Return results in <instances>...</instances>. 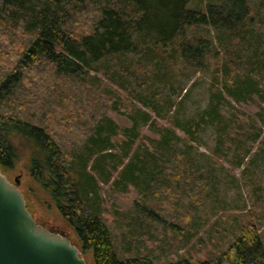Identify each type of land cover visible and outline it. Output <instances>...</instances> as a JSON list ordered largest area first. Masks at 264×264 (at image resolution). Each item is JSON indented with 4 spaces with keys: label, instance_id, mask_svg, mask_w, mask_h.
Listing matches in <instances>:
<instances>
[{
    "label": "trees",
    "instance_id": "1",
    "mask_svg": "<svg viewBox=\"0 0 264 264\" xmlns=\"http://www.w3.org/2000/svg\"><path fill=\"white\" fill-rule=\"evenodd\" d=\"M188 5L189 0H0V167L4 173L13 169L28 151L30 178L73 228L76 241L65 235L82 256L90 253L92 264H156L168 254V232L183 248L198 233H188L192 216L212 183L205 168L190 164L188 149L214 125L217 146L233 142L232 164L241 166L251 148L240 143L261 136L252 122L264 125V0ZM142 52V58L119 62L118 54ZM177 58L194 72L216 61L209 103L197 119L173 114L169 125H158L156 117L165 118L173 104L154 89V77L166 80ZM101 69L107 81L127 91L130 103L142 104L127 113L131 126L100 112L86 122L82 110L92 108L81 104L76 114L63 105L72 100L66 83L73 93L77 84H93L92 73ZM104 85L100 103L111 98V86ZM228 97L256 103L257 119L225 118ZM70 118L78 136L66 137ZM141 125L155 128L158 136L141 138ZM108 183L118 191L131 185L139 196L149 191L153 198L148 205L135 201L148 214L134 220L122 258L99 201L101 185ZM259 199L249 207L254 215L226 236L217 257L163 264H264Z\"/></svg>",
    "mask_w": 264,
    "mask_h": 264
},
{
    "label": "rangeland",
    "instance_id": "2",
    "mask_svg": "<svg viewBox=\"0 0 264 264\" xmlns=\"http://www.w3.org/2000/svg\"><path fill=\"white\" fill-rule=\"evenodd\" d=\"M206 1L208 0H189L188 7H204ZM210 1L218 2L219 0ZM201 31H203V28ZM143 46H146V44H143ZM142 57L143 52L138 54H118L121 64H127L134 59ZM215 64L216 61L212 59L206 69L194 72L190 66L183 64L181 59L177 58L173 65L172 73L166 80L161 81L154 77V89L160 90L165 96H169L173 104L171 110L168 113L165 112V118L156 117L158 125H169L167 118L173 114L178 115L182 120L199 118L209 103L214 83L213 70ZM103 73V69L99 72H93L92 76L97 77L91 79L93 84H77L75 87L78 91L73 93L70 91L72 87L66 83L64 88L66 93L71 95L72 100L70 99V105L65 101L63 105L75 111L76 114L77 111L80 113L81 104L92 108L93 110H90L87 107V114L82 110L84 112L83 118L86 119V122L88 117L95 114L99 115L100 112L113 118L120 126H131L127 113L132 110L133 106L141 107L142 104L130 103L127 99V91L107 81V77ZM105 83L112 88L107 93L110 94L111 98H107V103H100L99 89H102ZM85 89L86 91L84 92ZM228 99L230 100L229 103H224L223 108L225 118L232 114L236 117H241L245 114L246 117L252 116L257 119L258 106L256 103L252 101L238 103L230 97ZM70 122L72 125H69L68 122L69 127L66 129V137L73 133L78 136L80 129L75 125L73 118H70ZM252 124H256V126L254 125L255 128L253 127L256 130L262 129L261 136L254 142L245 139L240 143V148L241 145L242 148H251L249 155L245 158V163L241 166L232 164L236 153L233 142L226 141L223 145L219 144L217 146L218 131H216L214 125H208L200 135L199 142L193 143L191 148L188 149L190 164L195 167L205 168L211 176L212 183L208 189L209 191H207L208 194L205 196L204 203L194 210L192 216L193 221L190 225L192 228L188 233L195 229L198 233L193 235L189 243L183 248L178 247L179 243H176V241L182 243V240H177V236H173L172 233H166L168 254L156 260V264L175 261L181 257H187L193 261L204 260L210 256L217 257L219 250L226 245V236L228 238L233 237L236 226L247 220L251 214L254 215V211L249 209V207L255 200L258 201L259 198L262 201L259 203L258 215L263 221L260 231L264 243V201L262 199L264 195V125L254 121ZM139 130L140 135H142L141 138L158 136L155 128L149 125H141ZM177 132L182 135L181 131L178 130ZM232 134L234 133L232 132ZM244 134V130H240L238 137L242 136L244 139L246 137ZM72 138L75 137L69 139ZM145 140L143 138V141ZM139 143L140 141L137 140L136 144ZM180 144L182 145V143ZM229 144H231L232 150L228 151L227 146ZM115 151L120 152V148ZM20 155L15 167L5 172L7 178L14 182L15 178L18 177L20 181L19 187L25 196L26 203L39 223L47 228L63 232L70 239L76 241L77 236L73 228L60 215L51 198L30 178L28 151H22ZM114 178H117V173H114L112 180ZM138 193L136 188L131 185L124 191L115 190L110 183L101 185L99 201L103 217L113 234L116 250L120 258L123 255L122 246L124 239H127L134 220L137 221L141 218L145 220L146 216L144 214H148L147 212L143 214L140 210V204L137 205L135 201L141 198L148 205L150 204L148 202L153 200L149 191L144 196H139ZM83 257L89 261V264H92L90 253H84Z\"/></svg>",
    "mask_w": 264,
    "mask_h": 264
},
{
    "label": "water",
    "instance_id": "3",
    "mask_svg": "<svg viewBox=\"0 0 264 264\" xmlns=\"http://www.w3.org/2000/svg\"><path fill=\"white\" fill-rule=\"evenodd\" d=\"M19 183L0 167V264H88L63 232L37 222Z\"/></svg>",
    "mask_w": 264,
    "mask_h": 264
}]
</instances>
